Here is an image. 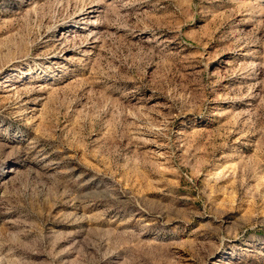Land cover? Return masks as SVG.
I'll return each mask as SVG.
<instances>
[{
	"label": "rangeland",
	"instance_id": "rangeland-1",
	"mask_svg": "<svg viewBox=\"0 0 264 264\" xmlns=\"http://www.w3.org/2000/svg\"><path fill=\"white\" fill-rule=\"evenodd\" d=\"M0 264H264V0H0Z\"/></svg>",
	"mask_w": 264,
	"mask_h": 264
}]
</instances>
